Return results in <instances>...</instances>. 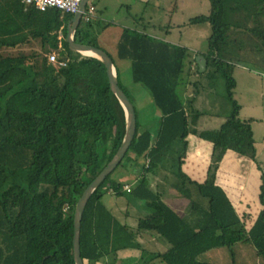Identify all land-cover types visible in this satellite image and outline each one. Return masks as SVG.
Segmentation results:
<instances>
[{
  "label": "trees",
  "instance_id": "trees-1",
  "mask_svg": "<svg viewBox=\"0 0 264 264\" xmlns=\"http://www.w3.org/2000/svg\"><path fill=\"white\" fill-rule=\"evenodd\" d=\"M207 1V15L189 21L211 29L208 50L201 54L207 62L203 73L195 60L187 69L191 55L186 47L136 27L122 30L115 58L106 52L119 87L134 106L137 124L125 157L94 191L83 212L84 264H121L133 254L142 257V264L155 260L210 264L200 257L225 248L234 258L238 244L251 246L264 263V172L258 194L261 208L249 230L216 182L228 153L257 165L252 121L239 118L240 106L233 99V71L237 64L264 68V0ZM239 13L260 48L229 44L230 29L240 27ZM72 19L56 9L40 12L20 0H0V264H75V207L125 135V113L110 89L104 64L69 49ZM74 41L102 49L93 26L82 20ZM53 53L56 63L48 60ZM116 62L129 63L133 97L120 83ZM191 76L197 81L185 82ZM219 79L225 83L231 112L218 129H201L204 114L196 109V98L215 89ZM187 87L190 94L185 96ZM135 95L142 106L149 103L160 115L150 127L139 123ZM191 136L211 146L202 181L183 170ZM160 185L187 200L182 214L162 198ZM124 192L149 209L134 227L121 223L104 202L105 197L118 198ZM149 235L167 248L146 250V244L155 245Z\"/></svg>",
  "mask_w": 264,
  "mask_h": 264
},
{
  "label": "rangeland",
  "instance_id": "rangeland-1",
  "mask_svg": "<svg viewBox=\"0 0 264 264\" xmlns=\"http://www.w3.org/2000/svg\"><path fill=\"white\" fill-rule=\"evenodd\" d=\"M95 8L94 17L90 24L93 26L95 36H97L99 46L109 55L115 58L114 49L116 47L119 34L124 28L138 29L147 28V31L155 33L157 36L167 38L166 41L175 42L189 50L191 58L187 61L193 62L197 54H204L208 50L207 39L211 34L208 24L190 25L189 21L195 17L207 15L209 3L207 0H89L87 8ZM82 23L85 22L82 20ZM143 28V29H144ZM241 27L232 30L230 39H235V35L241 33ZM238 30V31H237ZM168 32V33H167ZM163 33V34H162ZM162 34V35H161ZM168 34V36H166ZM120 73V83L126 92L133 97V83L130 78V66L128 62H116ZM248 65V64H247ZM235 77L238 82L237 95L233 97L238 100L243 108L240 119L252 120L255 146L259 153L264 146V74L261 68L247 66L245 78L240 76V68H236ZM264 71V70H263ZM192 81H197L196 76H191ZM215 89H207L208 92L215 94L213 97L217 104L209 107L203 100L206 93L200 98L197 108L201 112H213L220 109L221 115L225 118L231 112L230 102L225 98V83L222 79L215 82ZM204 86L209 85L203 82ZM192 91V89L190 90ZM142 97L148 98L145 93ZM210 101V99H208ZM237 102V101H236ZM201 104V105H200ZM238 104V105H240ZM135 106L139 115V123L143 124L147 118L150 120L156 112L142 109V105L135 101ZM153 109V108H152ZM153 111H157L154 110ZM158 113V112H157ZM146 114V115H145ZM147 116V118L145 117ZM215 121V120H214ZM199 126L201 129H218L219 125L212 120L202 118ZM210 149L208 143L202 142ZM263 150V149H262ZM204 156V155H203ZM202 154L189 156L183 170L197 178H204L205 172L201 170L206 164L202 161ZM205 157V156H204ZM259 167H258V166ZM257 165L250 160L240 157L234 153L228 154L218 168L222 187L227 192L229 198L235 205L237 213L245 229L249 230L260 210L258 200L260 176L264 172V150L257 156ZM121 171L117 169L113 177L116 178ZM197 179V180H199ZM239 200V201H238ZM104 202L113 215L123 224L134 227L136 219L149 213V209L143 202L133 199L127 192L121 197H105ZM187 200L181 198V205L176 209L183 213L187 205ZM238 203V204H237ZM146 250L158 251L165 250L167 244L161 242L146 244ZM234 258L225 248L211 250L200 257L202 262L210 264H264L262 259L256 256L251 246L238 244L234 248ZM134 255V254H133ZM150 258V257H149ZM153 264H161L153 261Z\"/></svg>",
  "mask_w": 264,
  "mask_h": 264
},
{
  "label": "water",
  "instance_id": "water-1",
  "mask_svg": "<svg viewBox=\"0 0 264 264\" xmlns=\"http://www.w3.org/2000/svg\"><path fill=\"white\" fill-rule=\"evenodd\" d=\"M88 1L89 0H83L79 8V11L73 16V19L68 27L67 43L71 51L80 53L82 55H84V53L86 52H91L95 54L94 58H97L104 64L107 71L110 89L124 110L125 119H126V130L123 141L118 151L116 152L112 160L99 173V175L84 190L81 198L79 199L75 207L74 237H73V252H74L75 264H84L80 252V230H81V220L87 202L91 197V195L94 193V191L104 182L106 177L110 175L117 168V166L125 157L129 147L131 146L134 140L136 133V124H137L134 106L132 105L126 94L122 91V89L118 85L116 70L112 58L102 49L90 45L79 44L74 41V34L81 23L82 15L86 10ZM196 61L199 66L200 73H203L207 67V62L205 58L203 56H199L196 57Z\"/></svg>",
  "mask_w": 264,
  "mask_h": 264
},
{
  "label": "crops",
  "instance_id": "crops-1",
  "mask_svg": "<svg viewBox=\"0 0 264 264\" xmlns=\"http://www.w3.org/2000/svg\"><path fill=\"white\" fill-rule=\"evenodd\" d=\"M236 19L237 20H240V22H239V25L238 26H240L241 28H240V30H241V33H239V34H237V35H235V39H230V40H228L230 43V45L231 46H233V48L234 47H236V48H238V49H244V48H246V47H257V49L258 48H260V45H259V43H258V41L253 37V35L251 34V32L250 31H247L246 30V27H245V25L243 24V21H242V14L241 13H239V14H237L236 15ZM137 28V27H136ZM144 28V27H143ZM138 29V31H143V32H145V33H147V34H149V35H151V36H153V37H156V38H158V39H161V40H164V37H161V36H157V35H155V33H151L150 31H147V28H144V29ZM235 27H232L231 29H230V31L229 32H231L232 30H236V29H234ZM238 28V27H237ZM124 29H127V28H124ZM133 29V28H132ZM238 31V30H237ZM121 33H122V30H121ZM121 33L119 34V37H120V35H121ZM168 33V32H167ZM163 34V33H162ZM161 34V35H162ZM230 34V36H231V33H229ZM166 36H168V34H166ZM167 40V38H165V41ZM168 42H170V41H168ZM170 43H172V44H175V45H178L177 43H175V42H170ZM178 46H180V45H178ZM114 54H115V49H114ZM199 56H202L201 54H197V56L196 57H199ZM195 61H196V59H195ZM197 62V61H196ZM198 64V63H197ZM247 66H252V65H250V64H237V65H235V67H234V71H233V77H234V79H235V83H236V85H235V89L233 90V97L234 96H236L237 95V90H238V82H237V80H236V77H235V70H236V68H240V70H241V72H240V76L242 77V78H245L246 77V74H249L250 75V73H246V72H248L247 71ZM190 67V69H194V65H191V66H189ZM254 67V66H253ZM254 68H256V67H254ZM257 69V68H256ZM262 69V72H264L263 70H264V68H261ZM262 77H264V74H260ZM185 82H187V83H193V81H192V78H188V79H186V81ZM186 89V88H185ZM189 88L187 87V90H185V96H187V95H189L190 94V92H189V90H188ZM206 91V90H205ZM203 93H206V92H201L198 96H197V98H196V102H195V107H196V109L197 110H199L198 108H197V105L200 103L199 101H200V98H201V96L203 95ZM207 96H205V98L203 99V100H205L206 102V104H207V106H209V107H212V106H216L215 104H217L216 103V101H215V99L213 98L214 96H215V94H213V93H210V92H208L207 91ZM134 98L140 103V101H139V98H138V96L137 95H135L134 96ZM208 99H210V101L208 100ZM237 101V103L238 104H240V102L238 101V100H236ZM201 105V104H200ZM240 106V111H239V116H241V114H242V112H243V108H242V106H241V104L239 105ZM144 108H146L145 110H148V111H150L148 114L151 116V112L153 113V112H156L155 114H154V117L153 118H151L150 120L147 118V116H145L146 118H147V120H146V122L145 123H143L142 125L146 128L147 127V125L149 126V123L150 122H152V121H155L156 119H158L159 117H160V115H159V113H157V111H153L154 110V108L152 107V105L151 104H149V103H147L145 106H143L142 107V109H144ZM153 108V109H152ZM200 111V110H199ZM201 112V111H200ZM221 112L222 111H220V109H218V110H215V111H213V112H209V111H205V112H202L203 114H204V118H207V120H212L213 122H215V123H217L218 125H219V127L224 123V121H225V117L224 116H222L221 115ZM146 115V114H145ZM152 117V116H151ZM202 117V118H203ZM201 118V119H202ZM240 118V117H239ZM200 119V120H201ZM215 120V121H214ZM241 120H243V121H252V120H246V119H242L241 118ZM200 123V122H199ZM253 123V122H252ZM151 126V125H150ZM149 126V127H150ZM251 127H252V124H251ZM205 130H207V129H205ZM211 130H213V129H211ZM252 131H253V127H252ZM254 134V133H253ZM188 142H189V146H188V157H187V160L190 158L189 156L191 155V156H193L192 158H195V156H197V155H199V154H202V156H203V162L206 164L205 166L203 165V167L201 168V170L202 171H204L205 172V169H206V166L209 164V161H210V155H211V146L209 147L210 149H207V147H206V145H204L202 142L203 141H200L199 139H197V138H195V137H189V139H188ZM206 143V142H205ZM256 147V146H255ZM264 150V146L261 148V153H262V155H263V150ZM261 153H259L258 151H257V156H259ZM228 154H230V153H228ZM228 154L225 156V157H227L228 156ZM190 160V159H189ZM195 174H196V172H194V175H193V173L192 174H189L188 173V175L192 178V179H194V180H197V179H199V178H197V177H195ZM119 177H121V176H119ZM126 179H128V177L126 178ZM204 178H202V176H201V178L198 180V181H202ZM221 180H222V178L220 179V177L218 176V173L216 174V182H217V184L218 185H220L221 187H222V185L221 184H219V183H221ZM160 189H159V192H161V195H162V198L168 203V204H170L173 208H179L180 207V203H181V197L178 195V193L174 190V189H172L171 187H169V186H167V185H165V186H163V185H160V187H159ZM239 201V200H238ZM238 204V203H237ZM146 215V214H145ZM148 238V240L149 241H151V243H158L157 241H156V239H155V237H153V236H148L147 237ZM142 257H140L138 254H134V255H129V257H127V258H124V259H122V261H124L123 263H121V264H142L143 262H141L140 261V259H141ZM149 258H148V256L146 257V259L145 260H148ZM150 264H153V262H151Z\"/></svg>",
  "mask_w": 264,
  "mask_h": 264
},
{
  "label": "built area",
  "instance_id": "built-area-1",
  "mask_svg": "<svg viewBox=\"0 0 264 264\" xmlns=\"http://www.w3.org/2000/svg\"><path fill=\"white\" fill-rule=\"evenodd\" d=\"M21 3L27 8L32 7L37 11L45 12L49 9H56L64 13H69L71 15H75L82 4L83 0H20ZM95 8L93 6L87 8L82 15V20L85 23H90L92 18L94 17ZM49 62L56 63V54L53 53L48 57ZM60 66L64 67L66 65L65 62H60ZM124 190L128 191L129 187L124 186Z\"/></svg>",
  "mask_w": 264,
  "mask_h": 264
},
{
  "label": "bare ground",
  "instance_id": "bare-ground-1",
  "mask_svg": "<svg viewBox=\"0 0 264 264\" xmlns=\"http://www.w3.org/2000/svg\"><path fill=\"white\" fill-rule=\"evenodd\" d=\"M84 55L86 56H90V57H95V54L91 53V52H86L84 53Z\"/></svg>",
  "mask_w": 264,
  "mask_h": 264
}]
</instances>
